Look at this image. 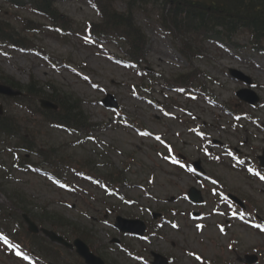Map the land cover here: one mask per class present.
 Masks as SVG:
<instances>
[{"label":"rangeland","instance_id":"374dc122","mask_svg":"<svg viewBox=\"0 0 264 264\" xmlns=\"http://www.w3.org/2000/svg\"><path fill=\"white\" fill-rule=\"evenodd\" d=\"M120 7L122 6L118 5ZM58 9L74 21L72 33L60 39L54 33L46 31L35 35L33 40L49 54L68 62L50 65L30 53L0 49V70L14 76L23 84L32 75L40 82L56 84L64 91L81 98L84 101L85 115L92 123L101 125L100 129L90 134L94 139L82 133H66L50 126L39 129L43 125L36 124L30 129L35 130L39 142L54 147L60 156H64L77 168L83 166L89 172L100 174L115 169L126 170L127 185H119L118 193L132 202L107 198L98 188L70 171L68 181L77 184L74 191L62 187L61 191L57 190L38 174L14 173L12 180L5 179L4 175L9 168V157L6 153L0 155V164L3 163L6 168L3 171L0 167V184L4 183V195L7 197L17 192L25 193L34 205L46 207L73 221L80 229L87 231L89 243L98 251V255L112 264H148L151 261V251L171 257L172 264H201L218 256V259L230 257L222 249V245L228 244L230 240L237 242L242 253L252 252V247L259 249L263 256L261 264H264V238L240 224L231 226L223 237L217 233L215 224L204 222L207 226L198 234L200 230L196 229V223L190 221L184 211L188 209V205L178 199L186 189L185 186L192 181L188 175L168 166L160 158L163 152L168 157L172 153L181 154L188 162L200 158L207 173L216 174L223 183L237 189L244 197H253L264 210V189L257 183H250L239 172H233L227 167L207 165L205 157L199 154L204 148L200 144L207 140H198L199 136L195 133L203 129L210 136V140L220 139L230 146H236L237 140L242 139L243 135L258 134V137L248 138L247 149L253 152L251 147L256 148L257 154L260 148H264V136L256 131V127L250 128L243 122L247 133L241 130L228 131L233 121L228 112L223 110L234 105L237 108L243 106L234 96V92L243 87L226 74L229 67L251 76L254 90L264 99V55L252 51L246 33L234 36L233 40L238 43L237 50L232 48L227 51L213 41L204 43L205 56L193 60V67L200 68L207 77L212 78L205 88L221 107L207 103L201 94H194L195 100L186 101L182 95L161 89V79H157L158 84L151 87L150 95L142 99L141 96L144 97L145 94L137 88L139 80L135 69L126 68L108 57L115 53L112 44L101 45L99 49L85 43L84 23L98 21L87 1L59 0ZM5 10H8L7 4L0 0V16L4 19L10 17V12L13 11ZM23 13L25 17L37 20L29 12ZM155 18V14L148 17L142 14L135 16L136 23L143 26L148 38L146 67L163 79V76L182 73L189 67L178 53V45L154 22ZM3 52L8 53L5 55ZM110 93L115 95L120 104L117 113L109 112L99 104ZM170 100L180 105L169 112L171 116H166L157 105ZM5 106L8 112L27 117L24 111H20L13 104L6 103ZM184 110L189 115H185ZM250 114L255 122L264 126V106L257 108L255 112L250 111ZM172 115L184 117L191 123V128L179 124ZM134 126L159 139L154 141L148 136H139L136 130L126 129ZM163 142L172 149L162 146ZM1 144L3 143L0 142ZM215 151L219 152V149L215 148ZM244 154L253 160L249 151ZM34 160L36 157L32 158ZM171 196L177 197L176 203L167 205L175 208L170 218L176 217L178 228L163 224L160 237H151L149 241L142 242L120 235L111 227L115 215L149 221L150 212H159L160 208L166 206L164 199H170ZM106 207H112L114 213L107 215V218L104 217ZM205 209L206 207L204 211ZM220 219L221 217L210 218L209 221L216 222ZM112 238L121 240L124 246L129 245L131 250L125 252L118 246L115 247L111 243ZM172 242L174 243L171 246ZM55 249L58 253L55 256L59 258L57 261L76 264L77 256L73 251L58 247ZM186 251L197 253L200 259L192 258ZM3 256L0 251V264H15Z\"/></svg>","mask_w":264,"mask_h":264},{"label":"trees","instance_id":"16d2710c","mask_svg":"<svg viewBox=\"0 0 264 264\" xmlns=\"http://www.w3.org/2000/svg\"><path fill=\"white\" fill-rule=\"evenodd\" d=\"M22 0H14L13 3H20ZM31 5L36 9L38 12H41L43 15H46V10L47 8V0H27ZM131 1V0H130ZM134 1V0H132ZM177 1V0H176ZM261 1V0H259ZM252 2H257V0H252ZM233 0H224L221 2H218V5H214L209 12L208 10L204 11V16L197 18L195 22V16L192 15L188 19H192L193 21L186 22L185 19L182 15V12L179 11L183 5H179L178 2H175L172 6L167 7V14L162 16L161 23L170 31V33L174 36L177 37L178 33H183V31L186 28L194 29L195 32L205 36V34H208V31H210L211 28H221V32L223 34H231L233 30H235L238 27H244L251 33V38L253 45L259 46L260 42L264 40V31L261 30L258 27V21H256L253 17L254 15H250L245 12H240L238 10H231L230 5L233 6ZM248 2V0H237L235 2V5H245ZM258 5L253 4V8H257ZM240 14L238 15V13ZM52 14V13H51ZM233 14H236V19H234ZM109 20L116 21L114 23H110V25L114 29H127L128 31H132L135 36H137V41L138 45L141 47L142 51L144 49V44H145V35H143L142 31L139 28H136L135 26H132L130 23V16L129 17H124L122 15H116L111 13L109 16ZM120 18V21H117L115 18ZM241 19V20H240ZM39 29V26H36L34 23L28 24L26 26L25 30L27 32H31L33 30ZM8 31H11L10 36H6V33ZM127 37V40L130 39L129 34L130 33H122ZM1 35L6 39L12 40L13 37H17V34H15L12 30H9L7 27H2L1 28ZM141 51V53H142ZM67 103L66 101H61L59 104L65 112L70 115L72 112V107L66 104V107L63 106Z\"/></svg>","mask_w":264,"mask_h":264},{"label":"bare ground","instance_id":"6f19581e","mask_svg":"<svg viewBox=\"0 0 264 264\" xmlns=\"http://www.w3.org/2000/svg\"><path fill=\"white\" fill-rule=\"evenodd\" d=\"M221 1H224V0H211V4L212 5H218L217 3L218 2H221ZM235 2H237V0H233V6L230 5V8L231 10H238V11H242V12H245V13H248L250 15H254V19L256 21H258V27L264 31V0H257V2H252V0H248V2L250 3H247L245 5H242V6H239V5H235ZM255 4V5H258L257 8H253L252 5ZM240 12L238 13V15L240 14ZM234 18H236V14H233ZM117 21H120L121 19L118 17L115 18ZM241 20V19H240ZM186 22H192L193 20L192 19H185ZM257 53L260 54V49L258 48L256 50ZM13 78L16 80V78L13 76ZM20 81L16 80V82H14V85H20ZM18 87V86H17ZM43 88L39 87V85H36V84H32L31 87H30V93H37V92H41ZM67 98H71L70 96H60V95H56L54 97L55 100L57 99H61L63 101H66L67 104L69 106L72 107V113L74 114H80L81 113V110L80 109H77L76 110V107L73 106L69 100ZM76 110V112H75Z\"/></svg>","mask_w":264,"mask_h":264},{"label":"water","instance_id":"95a60500","mask_svg":"<svg viewBox=\"0 0 264 264\" xmlns=\"http://www.w3.org/2000/svg\"><path fill=\"white\" fill-rule=\"evenodd\" d=\"M239 76L240 78L244 79L243 76H240V75H237ZM1 90L4 92V93H7V94H12L14 93L13 91H11L10 89H6V88H1ZM88 261L91 262L92 264H95V262L93 260H91L90 258H88Z\"/></svg>","mask_w":264,"mask_h":264},{"label":"snow or ice","instance_id":"6c2138e0","mask_svg":"<svg viewBox=\"0 0 264 264\" xmlns=\"http://www.w3.org/2000/svg\"><path fill=\"white\" fill-rule=\"evenodd\" d=\"M142 135H148V134L147 133H142ZM156 139H159V137H156ZM189 170L191 171L192 169H189ZM262 179H264V177H262ZM174 227H175V225H174ZM197 227H200V226L198 225ZM17 254L19 255V253H17ZM197 259H199V257H197Z\"/></svg>","mask_w":264,"mask_h":264}]
</instances>
